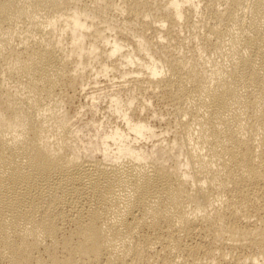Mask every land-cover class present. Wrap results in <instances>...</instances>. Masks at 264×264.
Returning <instances> with one entry per match:
<instances>
[{"label": "bare ground", "instance_id": "bare-ground-1", "mask_svg": "<svg viewBox=\"0 0 264 264\" xmlns=\"http://www.w3.org/2000/svg\"><path fill=\"white\" fill-rule=\"evenodd\" d=\"M223 263L264 264V0H0V264Z\"/></svg>", "mask_w": 264, "mask_h": 264}, {"label": "rangeland", "instance_id": "rangeland-1", "mask_svg": "<svg viewBox=\"0 0 264 264\" xmlns=\"http://www.w3.org/2000/svg\"><path fill=\"white\" fill-rule=\"evenodd\" d=\"M111 83V82H110ZM109 82H105V85H110ZM102 86V85H101ZM223 264H232V263H223Z\"/></svg>", "mask_w": 264, "mask_h": 264}]
</instances>
